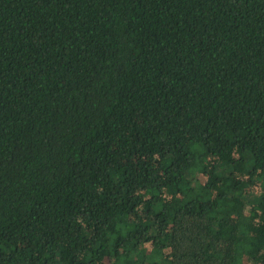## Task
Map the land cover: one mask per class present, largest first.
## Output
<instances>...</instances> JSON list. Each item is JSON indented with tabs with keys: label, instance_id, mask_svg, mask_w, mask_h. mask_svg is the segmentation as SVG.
I'll use <instances>...</instances> for the list:
<instances>
[{
	"label": "trees",
	"instance_id": "1",
	"mask_svg": "<svg viewBox=\"0 0 264 264\" xmlns=\"http://www.w3.org/2000/svg\"><path fill=\"white\" fill-rule=\"evenodd\" d=\"M0 264H264V0H0Z\"/></svg>",
	"mask_w": 264,
	"mask_h": 264
},
{
	"label": "rangeland",
	"instance_id": "2",
	"mask_svg": "<svg viewBox=\"0 0 264 264\" xmlns=\"http://www.w3.org/2000/svg\"><path fill=\"white\" fill-rule=\"evenodd\" d=\"M257 212L254 210V212L252 213V218H253V226L257 225Z\"/></svg>",
	"mask_w": 264,
	"mask_h": 264
}]
</instances>
